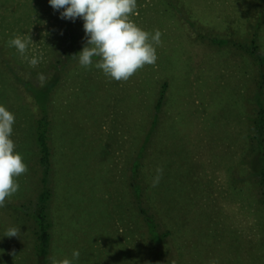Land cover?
I'll return each mask as SVG.
<instances>
[{"label":"rangeland","instance_id":"1","mask_svg":"<svg viewBox=\"0 0 264 264\" xmlns=\"http://www.w3.org/2000/svg\"><path fill=\"white\" fill-rule=\"evenodd\" d=\"M180 1L190 10L174 14L167 10L169 0H137L138 14L132 17L135 23L162 33L155 65L145 66L126 82H118L95 68L98 59L89 68L80 66L77 59L68 64V78L53 91L55 131L70 157L75 161L73 148L82 145L84 151L87 145L95 154L83 162L87 161L89 168L87 179H83L85 173L81 178L70 174V165V172L66 169L63 174L65 183H61L56 201L66 194L68 207L55 210L57 259L71 258L73 250L80 252L73 264H131L139 256L138 230L127 199L126 158L143 126L152 121L159 85L168 78L171 85L152 134L150 161L154 168L162 167L168 176H175L176 181L181 179L184 186L180 207L187 218L183 252L207 256L212 250L220 264L224 263L222 257L232 264H264L263 249L257 254L255 247L241 248L235 254L233 247L229 254L225 249L218 254L215 241L209 245L204 238L210 230L216 236L223 231L226 237L232 235L234 246L239 239L243 246L253 240V246L261 238L255 209L248 200L231 192L227 179L234 161L246 151L245 114L251 112L253 104L251 75L256 68H251L250 60L233 45H217L205 36L209 27L219 38L236 39L234 33L247 36L254 19L251 5L249 0L175 3ZM60 11L54 10L48 0H0V104L15 115L12 139L28 166L27 173L18 178L19 190L10 199L12 203H24L29 212L34 208L41 176L29 137L34 113L30 112V96L12 84L11 74L16 72L38 85L50 78L52 70L45 72L44 67L63 56L59 46H63L64 19ZM191 18L197 20V31L190 25ZM79 25L85 45L83 24ZM29 32L34 43L29 46L28 58L42 55L35 67L7 45L14 34ZM260 39L264 44V34ZM8 60L9 71L5 66ZM40 74L43 81L38 79ZM99 173L103 174L101 180ZM65 184L67 192L63 190ZM15 211L8 205L0 208V264H31L35 259L33 223L28 214L20 216ZM195 211L201 216H193ZM174 214L179 216L176 210ZM13 226L20 227V237L4 236ZM251 249L253 258L248 253Z\"/></svg>","mask_w":264,"mask_h":264},{"label":"trees","instance_id":"2","mask_svg":"<svg viewBox=\"0 0 264 264\" xmlns=\"http://www.w3.org/2000/svg\"><path fill=\"white\" fill-rule=\"evenodd\" d=\"M249 2L251 5L250 12L254 19L251 20L247 36L242 38L238 33H234L236 39L219 38L216 36V31L211 30V27L206 28L205 36L217 45H233L238 52L250 60L251 68H256V71L253 72L254 75H251L254 93L250 101L252 100L253 104L250 107L251 112L245 114L247 120L246 151L244 155L234 161L227 179L231 192L233 191L240 198L248 200L255 209L256 214L254 215L258 221L257 224L260 226L261 238L259 242H254L253 246V240L249 245L243 246L241 239H236L238 243L234 246L236 241L230 239L235 238L229 234L226 237L225 231L220 232L217 236L212 233V230L206 231L208 234L204 237L205 241L209 245L215 241L218 254L224 253L222 249H225L226 254H229L230 251L233 252L231 250L233 247L237 249H234L235 254L240 252L241 248L245 250L255 247L258 249L257 254L258 251L262 253L264 250V44L260 39L264 34V0H249ZM167 10L176 14L180 10L187 11L190 8L184 1L176 4L175 0H169ZM79 23L82 26L83 20L80 18L75 21L64 19L61 27L63 46H59L63 56L55 59L53 64L49 63L48 66L44 67L45 72L52 70L50 78L44 84H35L33 81L22 78L16 72L11 74L12 84L24 90L32 100L30 112L34 113V117L31 119L29 137L31 149L37 154L36 161L41 171L39 192L31 212L27 211L24 203L19 204L18 201L12 203L11 199L6 201L9 209L16 210L15 212L20 216L24 213L28 214L33 223L31 229L34 237L32 255L35 256V259L31 264H51L50 258L55 255V248L59 241L56 235L55 210L63 211L68 207L66 194L61 200L56 201V196L62 189L61 183H65L63 175L65 170L69 171L70 165L73 168V172L69 171L70 174L74 173L76 178H81L85 173L83 179H87L89 168L87 161L85 164L83 162L89 155L95 156L93 150H90L86 145L87 149L84 151L85 147L83 148L82 145L80 148L79 146L73 148L77 159H79L78 162H76L77 159L74 161L73 158L72 160L70 151L60 141L61 138L55 131L52 107L53 91L63 79L68 78V64L78 59V55L76 57L72 55L78 54L85 46L83 44L85 39L82 29H79ZM190 25L195 31L199 29L197 20L193 18H191ZM95 59L99 58L93 57V60ZM5 66L8 71L12 70L9 60ZM170 85L171 82L168 78L159 85L156 101L153 105L152 121L148 120L143 126L142 134L138 137L135 148L126 158V171L129 174L125 178L129 193L127 199L129 200V207L132 206L131 215L133 218L135 217L140 241L137 245L139 256L136 257V260L131 261V264H199L198 262L205 264L209 259L215 258V252L212 250L207 251V256L199 253L195 256L194 253L186 255L183 252L186 233L184 231V227H186L184 218L186 217H183L182 213L184 212L180 208L183 206L184 196V186L181 184V179L176 181L175 176H168L164 170L159 184L155 187L152 186L157 166L154 168L153 162L150 161L152 160L151 138L159 123L160 111L167 99ZM101 166L102 164L100 168ZM102 175L100 176L99 173V180H101ZM94 180L96 179L94 178ZM198 185L201 187L200 184ZM63 190L67 192L66 184L63 185ZM186 193L188 195L189 192ZM199 208L201 206H198ZM174 210L179 212V216L174 214ZM203 210L204 207H202L201 212ZM201 214L196 215L195 211L193 216L198 218ZM222 222L221 220V225ZM252 249L248 252H251V258H253ZM141 256H145V258L140 259ZM222 261H224L223 264H232L231 260L226 257H222Z\"/></svg>","mask_w":264,"mask_h":264},{"label":"clouds","instance_id":"3","mask_svg":"<svg viewBox=\"0 0 264 264\" xmlns=\"http://www.w3.org/2000/svg\"><path fill=\"white\" fill-rule=\"evenodd\" d=\"M50 6L60 11V18L75 21L83 20L86 44L78 54L79 64L84 68L93 65V57L99 59L94 66L103 72L105 77L114 81H128L145 66L155 65L158 55L157 47L162 45L160 30L154 32L143 29L132 17L137 13V0H48ZM30 32L24 35L14 34L7 41L25 59L35 67L42 59L33 56L28 58L29 46L33 44ZM40 81L45 78L38 76ZM15 115L0 104V208L19 190L18 178L28 171L23 155L16 150L12 139ZM152 186L159 184L163 168H156ZM20 227H9L4 236L20 237ZM80 252L73 250L72 257L57 259L51 257V264H73ZM208 264H219L212 259Z\"/></svg>","mask_w":264,"mask_h":264}]
</instances>
